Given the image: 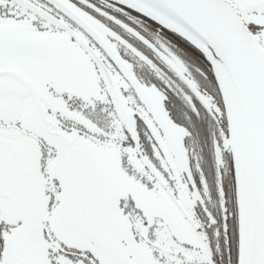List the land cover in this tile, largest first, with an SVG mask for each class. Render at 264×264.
Listing matches in <instances>:
<instances>
[{"label": "snow or ice", "instance_id": "6c2138e0", "mask_svg": "<svg viewBox=\"0 0 264 264\" xmlns=\"http://www.w3.org/2000/svg\"><path fill=\"white\" fill-rule=\"evenodd\" d=\"M0 264H264V0H0Z\"/></svg>", "mask_w": 264, "mask_h": 264}, {"label": "trees", "instance_id": "16d2710c", "mask_svg": "<svg viewBox=\"0 0 264 264\" xmlns=\"http://www.w3.org/2000/svg\"><path fill=\"white\" fill-rule=\"evenodd\" d=\"M176 107L179 108V112L172 111V119L177 124L187 129L192 146L189 145V140H187V138L185 140L186 144L194 148V152L197 156H202L201 165L206 170H210L213 162L211 156V143L209 141L205 144L204 135L202 134L204 124L209 122L208 114L202 111L199 116H193L184 100L178 101Z\"/></svg>", "mask_w": 264, "mask_h": 264}, {"label": "rangeland", "instance_id": "374dc122", "mask_svg": "<svg viewBox=\"0 0 264 264\" xmlns=\"http://www.w3.org/2000/svg\"><path fill=\"white\" fill-rule=\"evenodd\" d=\"M176 123V122H175ZM176 125L177 126H180L179 124H177L176 123ZM180 127H183V126H180ZM184 128V127H183ZM185 130H186V132H187V135L184 137V143H185V145L191 150V152L194 154V155H196L195 154V152H194V148L193 147H190L189 145H191L192 146V144H191V141H190V137H188V131H187V129L186 128H184ZM186 138H187V140H189V145L188 144H186ZM197 156V155H196Z\"/></svg>", "mask_w": 264, "mask_h": 264}]
</instances>
